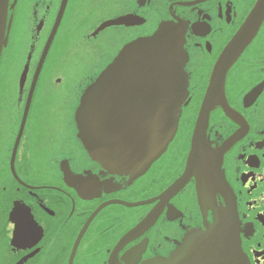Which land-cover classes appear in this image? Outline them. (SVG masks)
Instances as JSON below:
<instances>
[{
  "label": "flooded vegetation",
  "instance_id": "af4514ba",
  "mask_svg": "<svg viewBox=\"0 0 264 264\" xmlns=\"http://www.w3.org/2000/svg\"><path fill=\"white\" fill-rule=\"evenodd\" d=\"M257 1L0 0V264H142L229 212L230 263L264 264V17L220 75L233 113L219 104L209 112L214 167L162 196L185 173L213 68ZM103 22L112 24L95 33ZM164 22L184 31L185 98L165 151L132 177L88 154L75 111L122 46Z\"/></svg>",
  "mask_w": 264,
  "mask_h": 264
},
{
  "label": "water",
  "instance_id": "95a60500",
  "mask_svg": "<svg viewBox=\"0 0 264 264\" xmlns=\"http://www.w3.org/2000/svg\"><path fill=\"white\" fill-rule=\"evenodd\" d=\"M263 17L264 0H258L219 56L200 106L185 173L164 191L162 196L165 198L183 186L186 174L194 173L201 178L204 172L214 167L218 152L205 140L209 112L219 104L227 114L233 113L226 102L220 75L224 76L253 38ZM109 24L112 23H101L95 33ZM49 40L41 60L49 47ZM183 42L181 26L161 23L153 34L123 45L83 91L75 111L77 136L88 154L106 168L137 176L165 151L172 140L186 93ZM2 44L0 42V47ZM28 104L29 99L24 116ZM200 187L204 185L200 183ZM100 208L87 218L82 231ZM224 215L216 217L204 230L190 229L169 256L154 257L142 264H231L230 253L232 255L235 249L234 222L230 212ZM155 216H147L122 239L149 226Z\"/></svg>",
  "mask_w": 264,
  "mask_h": 264
},
{
  "label": "snow or ice",
  "instance_id": "6c2138e0",
  "mask_svg": "<svg viewBox=\"0 0 264 264\" xmlns=\"http://www.w3.org/2000/svg\"><path fill=\"white\" fill-rule=\"evenodd\" d=\"M13 6H15V5L13 4ZM0 51H2V47H0ZM25 75H26V72H25ZM57 82L58 83L60 82L59 78L57 79ZM20 87H21V91H22L23 86L21 85ZM22 211H25V210H22ZM19 227H20V224L18 223V228ZM33 227H35V226L33 225Z\"/></svg>",
  "mask_w": 264,
  "mask_h": 264
}]
</instances>
